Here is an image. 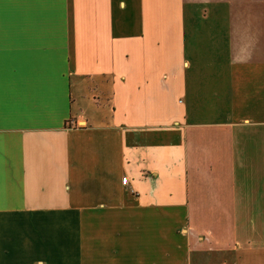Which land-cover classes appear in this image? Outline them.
I'll use <instances>...</instances> for the list:
<instances>
[{
	"label": "crops",
	"instance_id": "obj_1",
	"mask_svg": "<svg viewBox=\"0 0 264 264\" xmlns=\"http://www.w3.org/2000/svg\"><path fill=\"white\" fill-rule=\"evenodd\" d=\"M0 264H264V0H0Z\"/></svg>",
	"mask_w": 264,
	"mask_h": 264
}]
</instances>
